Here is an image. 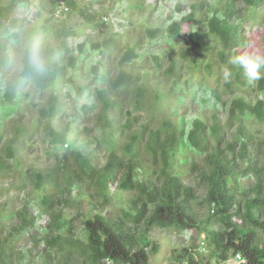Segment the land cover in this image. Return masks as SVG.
<instances>
[{
	"label": "rangeland",
	"instance_id": "rangeland-1",
	"mask_svg": "<svg viewBox=\"0 0 264 264\" xmlns=\"http://www.w3.org/2000/svg\"><path fill=\"white\" fill-rule=\"evenodd\" d=\"M7 2L8 0H3ZM55 0H26L18 5L15 15L23 18V26L18 30L16 39L7 42L10 54V63L5 67L0 60V231L4 232L8 225L15 221V213L26 200L33 214L43 213L40 198L43 194H55L63 186L65 175L64 165L74 169V152L90 155L94 167L98 169L105 161L109 151H114L125 157L123 144L131 132L138 131L141 140L137 143V154L147 169V177H152L162 165L160 156H151L145 153L144 145L149 133L158 130V136L163 139L174 129L179 138V145L184 142L186 132L194 118L200 117L209 124L210 114L214 111L226 125V137L231 139L229 132L237 125V121H227L228 103L234 94L254 99L258 94L254 84L248 81L242 85V76H232L224 81L221 68L227 65L229 57L245 50L250 42L249 34L264 33V2L254 11L245 9L240 0L234 2L235 9L244 22L243 46L230 50L226 60L220 62L217 52L220 46L217 41L210 40L211 47L205 54H198L192 47L182 41V36L170 38L166 35V27L171 19L179 20L190 12V4H199L198 18H203L208 12V5L215 2L218 9L223 8L228 0H75L78 8L104 17V28L95 29L83 20L75 11L66 12L65 9L52 3ZM178 8V10L176 9ZM45 26L47 39L41 43L45 52L47 43L57 44L59 36L57 29L71 30L73 34L67 37L69 48L76 55V45L83 42L84 54L77 57L75 68L66 67L67 59L63 54L61 62L65 64L64 75L61 78L60 99L61 112L47 118L39 115V110L47 102L49 89L38 90L32 83L21 79L19 71L22 67L21 55L32 31ZM158 29V35L152 38L147 30ZM191 30L184 25V31ZM183 31V30H182ZM183 31V32H184ZM115 33V43L103 56V65L99 67L100 76L93 86L78 94L76 88L85 85L90 79L89 68L99 62L98 53L92 50V42H101ZM187 47V57L181 56V47ZM261 51V50H260ZM157 58V59H155ZM195 58V61L193 60ZM175 63L172 74L166 70ZM120 62V64L118 63ZM206 64L209 68L206 69ZM231 67V65H228ZM119 69L134 78V82L126 86L111 90L108 80L114 78ZM107 70V71H106ZM185 82L188 83L186 87ZM142 86L143 91L140 107L133 108L135 87ZM107 88L109 97L120 105L112 107L108 112L112 118L111 129H104L95 121V114L99 109L94 90ZM215 89L218 102L213 104L210 93ZM11 95L5 97V93ZM12 96V97H11ZM203 100H206L204 103ZM86 104L88 107H81ZM73 117V119H71ZM163 121L171 125L164 126ZM128 124L127 128L122 127ZM246 125L264 130V124L257 125L247 118ZM21 127L22 133H17ZM54 132H66L67 146H52L49 141L48 129ZM86 128V129H85ZM254 129V128H253ZM106 139L105 134L108 133ZM13 140L11 154L7 153L6 145ZM184 153L176 157L171 165V173L176 174L183 184H190L196 198L191 200V207L202 221L207 212V205L203 202L204 186L197 180V172L202 165V154L194 153L192 149L183 145ZM194 160L196 168L188 172L190 160ZM240 164V163H239ZM41 172L44 182L41 188H35L34 172ZM151 171V172H150ZM51 177L55 179L54 183ZM250 179H243L242 183ZM106 201L94 194L95 186L85 183L82 185V194H76L75 186H70L71 204L64 205L63 213L73 218L71 225L74 236L81 242L85 240L82 230V221L90 216L93 206H98L102 214L110 219H116L121 208L128 206L131 193L121 192L114 195L113 190ZM231 188V186H230ZM91 196V200L90 199ZM235 201L241 203L239 196ZM95 203V204H94ZM46 214L43 213L36 221L38 227L46 224ZM203 222V221H202ZM202 224V223H201ZM204 225V224H202ZM217 227L215 225L213 228ZM264 240V234L257 232ZM3 234V233H2ZM32 229L14 236L13 259L18 263L29 260V256L40 252L31 244ZM136 237V235H135ZM137 241L146 248L148 258L146 264H187L182 259L174 258L181 248H187L192 255L193 264H233L230 260L216 263L209 257L206 244H201L203 235L195 234L193 230H175L171 227L150 226L145 237L138 235ZM33 243V242H32ZM155 243V252L150 251ZM22 252V253H21ZM17 253H21L19 257ZM24 255V256H22ZM230 259V258H229ZM35 261V259H33ZM104 264H111L106 259ZM121 264V263H119ZM123 264V263H122Z\"/></svg>",
	"mask_w": 264,
	"mask_h": 264
},
{
	"label": "trees",
	"instance_id": "trees-1",
	"mask_svg": "<svg viewBox=\"0 0 264 264\" xmlns=\"http://www.w3.org/2000/svg\"><path fill=\"white\" fill-rule=\"evenodd\" d=\"M24 1L26 0H0V60L5 67L10 63L7 42H11L12 38L16 39L18 30L23 26V18L15 15V11ZM235 1L228 0L221 9L217 8L215 2L209 4L208 12L203 18L195 16L197 8L202 6L201 3H192L190 12L179 20L171 19L165 36H182V41L198 54L208 52L211 47L210 40H215L220 46L217 52L218 60L224 62L230 50H236L244 43V22L235 9ZM56 2L66 12H77L95 29L104 28L101 16L96 17V14L78 8L75 0L52 1L54 4ZM240 2L250 12L257 9L264 0ZM184 25L189 26L191 30L184 31ZM44 28L45 26H41V29L30 33L21 55L22 67L19 75L22 80L32 83L40 91L50 90L46 104L39 110V115L49 119L61 112L62 101L59 94L65 70L61 57L63 54L66 56V67L75 68L77 57L84 54V46L83 42L78 43L76 55L73 54L67 44V37L73 34L72 31L59 28L56 32L59 42L47 43L43 53L41 43L47 39V30ZM147 32L152 38L158 35V29ZM112 34L101 42L91 43L92 50H96L100 60L90 66L89 73L92 77L85 85L76 88L78 94L92 87L94 82L103 77L98 69L103 65L104 54L115 43V33ZM248 38L250 42L259 40L264 44V33L249 34ZM260 50L264 52V47H260ZM188 53V48L182 46L181 56L187 57ZM193 60L195 61V58ZM174 66L172 61L166 73L172 74ZM205 67L207 69L209 65L206 64ZM231 68L233 76H242L241 83L245 85L247 80L242 69L238 66ZM134 81L136 80L130 74L119 69L117 75L108 80V85L113 90ZM185 84L188 87V83ZM254 88L258 94L254 99L234 94L228 103L226 119L237 121V125L229 132L231 139L226 137V125L215 113V106H212L214 111L209 115V124L200 117L192 120L184 142L180 145L174 129L171 128L163 139L159 138L158 130H152L146 139L144 152L151 156L158 154L162 165L151 178L147 177L148 170L144 169L138 158L137 143L141 140L138 131L131 132L124 142L122 149L125 157L111 150L98 169L94 167L90 155L75 151L73 158L77 165L74 169L64 165V182L59 192L41 195L40 206L46 214V224L42 227L36 225L37 219L43 213L33 214L29 203L24 200L15 213V221L8 225L4 232L0 231V264H21L20 259L18 263L13 259L11 239L27 229H32L33 247L39 249V244H42V250L29 256V260L22 264H104V259L111 264H146L148 253L136 237H145L150 226L193 230L197 236L202 234L203 240L200 243L206 244L209 257L216 263L225 262L233 255L239 254L245 264H264V240L257 235V232L264 234V130L245 124L247 118L257 125L264 124V79L255 82ZM142 91V86L135 87L134 109L140 107ZM94 93L100 105L95 114V121L102 128L111 129L114 127L113 120L108 112L112 107L117 108L120 105L109 97L106 87L95 89ZM210 93L213 104H216L219 98L216 90L211 89ZM10 95V92L5 93V97ZM81 107L88 106L83 104ZM163 122L164 126L171 125L168 121ZM122 127L127 128L128 124H123ZM47 129L50 136L48 142L52 146L68 145L66 132ZM17 133H22L21 127L17 128ZM108 134L109 132L105 136L110 142ZM13 144L12 139L8 141V154L12 153ZM183 145L194 153L202 154V165L196 178L204 186L202 200L207 205V212L203 222L191 207V200L196 198L191 185L183 184L176 174L170 172L176 157L184 153ZM195 168L196 163L192 159L187 170L193 172ZM32 176L36 180L35 188H41L44 182L41 172L36 171ZM243 179L250 181L242 183ZM51 181L54 183L55 179L51 177ZM85 183L94 185V194L100 196L103 201L107 200L109 191L114 186L111 192L114 195L124 192L131 193L132 196L128 199V206L121 208L120 214L114 220L97 211L100 209L99 205L93 206L90 216L82 221L85 240L81 242L74 236L71 225L73 218L67 217L63 209L64 205L74 201L70 200V186H75L76 194L84 196L81 191ZM235 196H239L241 203L235 201ZM215 225L217 227L213 228ZM156 248L153 243L150 251L155 252ZM21 253H17V257ZM174 258L182 259L187 264L194 263L187 248H181Z\"/></svg>",
	"mask_w": 264,
	"mask_h": 264
},
{
	"label": "clouds",
	"instance_id": "clouds-1",
	"mask_svg": "<svg viewBox=\"0 0 264 264\" xmlns=\"http://www.w3.org/2000/svg\"><path fill=\"white\" fill-rule=\"evenodd\" d=\"M245 50L239 51L229 57L226 66L221 68V75L224 81H229L233 76L231 66H238L243 71L245 79L254 84L264 79V52L260 51V47H264L259 40L249 42L245 46Z\"/></svg>",
	"mask_w": 264,
	"mask_h": 264
},
{
	"label": "built area",
	"instance_id": "built-area-1",
	"mask_svg": "<svg viewBox=\"0 0 264 264\" xmlns=\"http://www.w3.org/2000/svg\"><path fill=\"white\" fill-rule=\"evenodd\" d=\"M102 19H104V17ZM228 260H230L233 264H245L244 259L239 254L233 255Z\"/></svg>",
	"mask_w": 264,
	"mask_h": 264
}]
</instances>
